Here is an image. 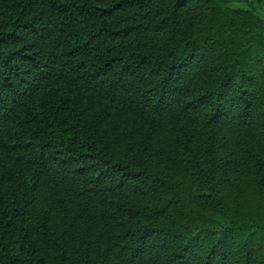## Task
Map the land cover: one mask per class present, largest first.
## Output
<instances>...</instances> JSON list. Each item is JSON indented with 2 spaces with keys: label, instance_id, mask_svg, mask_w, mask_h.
Returning <instances> with one entry per match:
<instances>
[{
  "label": "trees",
  "instance_id": "1",
  "mask_svg": "<svg viewBox=\"0 0 264 264\" xmlns=\"http://www.w3.org/2000/svg\"><path fill=\"white\" fill-rule=\"evenodd\" d=\"M242 1L0 0V264H264Z\"/></svg>",
  "mask_w": 264,
  "mask_h": 264
},
{
  "label": "rangeland",
  "instance_id": "2",
  "mask_svg": "<svg viewBox=\"0 0 264 264\" xmlns=\"http://www.w3.org/2000/svg\"><path fill=\"white\" fill-rule=\"evenodd\" d=\"M249 2L251 5V8L260 14L261 16H264V0H247V1H242V2H236L233 4H240V5H245V3Z\"/></svg>",
  "mask_w": 264,
  "mask_h": 264
}]
</instances>
